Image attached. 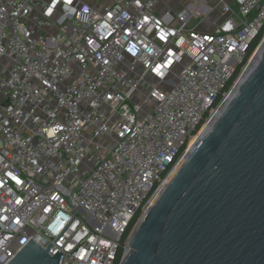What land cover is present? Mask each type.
<instances>
[{
  "label": "built area",
  "instance_id": "1",
  "mask_svg": "<svg viewBox=\"0 0 264 264\" xmlns=\"http://www.w3.org/2000/svg\"><path fill=\"white\" fill-rule=\"evenodd\" d=\"M202 1L0 0V264L30 239L59 264H120L264 40L249 54L264 0H218L198 31Z\"/></svg>",
  "mask_w": 264,
  "mask_h": 264
},
{
  "label": "water",
  "instance_id": "2",
  "mask_svg": "<svg viewBox=\"0 0 264 264\" xmlns=\"http://www.w3.org/2000/svg\"><path fill=\"white\" fill-rule=\"evenodd\" d=\"M260 45L234 93L133 227L120 264H264ZM51 247L30 239L7 264H59L62 253L50 254Z\"/></svg>",
  "mask_w": 264,
  "mask_h": 264
},
{
  "label": "crops",
  "instance_id": "3",
  "mask_svg": "<svg viewBox=\"0 0 264 264\" xmlns=\"http://www.w3.org/2000/svg\"><path fill=\"white\" fill-rule=\"evenodd\" d=\"M194 1L195 0H161V2L157 6V13L165 16V13H167V12H169L170 14H175L177 11H180L183 8L195 10L196 5L194 4ZM217 4H218V0H217ZM197 11L201 12V14L205 13V14H209V16H211V17L213 16V17L217 18L216 24L214 23V25L210 28L211 30H214L223 18V14L219 10L218 5L216 6V10L214 11L215 13H213L209 9L208 6L203 4V1H202V5L198 8ZM166 21L170 22L171 24H175V22H176L171 17H166ZM203 22L204 21L202 19V16L197 15L196 17H193L190 20L189 25H190V27L195 28L198 31H205L206 30L205 29L206 24Z\"/></svg>",
  "mask_w": 264,
  "mask_h": 264
},
{
  "label": "rangeland",
  "instance_id": "4",
  "mask_svg": "<svg viewBox=\"0 0 264 264\" xmlns=\"http://www.w3.org/2000/svg\"><path fill=\"white\" fill-rule=\"evenodd\" d=\"M203 4L204 5H206V6H208L209 7V9L213 12V13H215L214 11L216 10V6H217V0H203ZM216 15V14H215ZM201 16H202V19H203V23H205L206 24V27H205V31H210L211 29V27L214 25V23L216 24V20H217V18H215V17H211V16H209V14H205V13H202L201 14ZM248 67V66H247ZM242 77V76H241ZM240 77V78H241ZM232 91V90H231ZM230 94V93H229ZM229 96V95H228ZM206 124V121L205 122H203V124L201 125V127H200V129L202 130V128L204 127V125ZM208 124V123H207ZM206 124V125H207ZM205 125V126H206ZM107 148H109V145H107ZM104 151H105V149L104 150H101L100 151V155L101 156H104Z\"/></svg>",
  "mask_w": 264,
  "mask_h": 264
},
{
  "label": "bare ground",
  "instance_id": "5",
  "mask_svg": "<svg viewBox=\"0 0 264 264\" xmlns=\"http://www.w3.org/2000/svg\"><path fill=\"white\" fill-rule=\"evenodd\" d=\"M261 45H262V46L264 45V40H263V42L261 43ZM261 45H260V46H261ZM262 46H261V47H262ZM258 53H259V52H255V53L253 54L252 59L250 60V62H249L248 65H247L248 67L245 68V71H244L242 77L238 79L237 83H239V82L242 80L244 74L249 70V68L251 67V65H252L253 62L255 61V58L257 57ZM237 83H236V84H237ZM235 87H236V85L231 89L232 91L230 92V94H228L229 96H227L225 102H226V101L231 97V95L234 93ZM215 113H216V112H213V114H212V118L209 119V120L206 122V124H207V123H208V124H207V125L205 124L206 126L204 125V127H203L202 130L200 131L199 136L201 135V133H203V132L208 128V126L210 125L211 121L213 120V118L216 116V114H217L218 112H217L216 114H215ZM199 136L197 137L196 140H194V141L190 144L189 149H190L191 147L194 146V144H195L196 141L198 140Z\"/></svg>",
  "mask_w": 264,
  "mask_h": 264
},
{
  "label": "trees",
  "instance_id": "6",
  "mask_svg": "<svg viewBox=\"0 0 264 264\" xmlns=\"http://www.w3.org/2000/svg\"><path fill=\"white\" fill-rule=\"evenodd\" d=\"M264 34V26L263 28L259 31V33L254 37V39L252 40L251 44H250V47H249V54L257 47V45L259 44L260 42V39L262 38ZM238 72V71H237ZM237 72L234 73L233 77L227 82V85H226V89H228L230 87V85L232 84L234 78L236 77L237 75ZM200 125L201 124H198L195 128V131L198 130L200 128ZM134 224V219L129 223V226L127 227V230H130L131 227L133 226ZM121 253V251H120ZM119 253V254H120Z\"/></svg>",
  "mask_w": 264,
  "mask_h": 264
}]
</instances>
